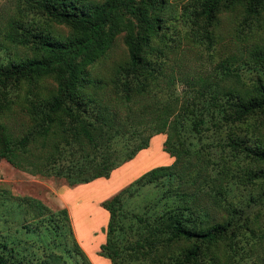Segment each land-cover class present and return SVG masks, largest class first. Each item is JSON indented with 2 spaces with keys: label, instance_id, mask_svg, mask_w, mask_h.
Here are the masks:
<instances>
[{
  "label": "trees",
  "instance_id": "1",
  "mask_svg": "<svg viewBox=\"0 0 264 264\" xmlns=\"http://www.w3.org/2000/svg\"><path fill=\"white\" fill-rule=\"evenodd\" d=\"M231 3L249 15L264 7V0H202L199 16L209 43V26ZM163 7L162 0H25L33 17L11 25L4 38L32 53H0V159L77 186L110 177L164 133L163 148L173 162L145 171L105 198L108 221L98 253L110 264H264V168L248 171L254 186L238 198V152L264 163V143L238 134L248 116L264 113V52L255 51L258 62L245 69L256 71L250 85L242 82L238 89L237 68L226 62L207 96L184 98L175 113V98H132L165 74L170 50L153 44L165 27ZM34 17L64 24L69 34L57 37ZM121 33L128 58L110 76L119 98H103L89 90L98 79L88 67ZM42 76L56 81L51 98H14L22 80ZM231 77L235 84L220 83ZM15 106L23 118L11 130L1 118ZM44 225L54 227L59 241L35 256L34 264H92L66 208L51 214L40 200L5 189L0 264H30L19 234Z\"/></svg>",
  "mask_w": 264,
  "mask_h": 264
},
{
  "label": "rangeland",
  "instance_id": "2",
  "mask_svg": "<svg viewBox=\"0 0 264 264\" xmlns=\"http://www.w3.org/2000/svg\"><path fill=\"white\" fill-rule=\"evenodd\" d=\"M201 1L162 0L164 7L161 15L164 18L165 27L153 39V44L155 47L170 50L169 58L165 64V74L159 77L142 95H133L132 98H175V113L180 101L184 98H204L203 94L207 96L206 90L210 88V84L219 80L221 76L223 77V66L226 62H229L231 67L237 68L238 89H243L242 82L250 85L251 78L253 74H256V71L248 72L245 69L247 66H253L256 61L258 62V55L255 54V51L264 52V7L258 14L249 15L238 3L222 6L217 13L215 24L209 26L213 35V39L209 43L205 39L201 27L205 22L199 16ZM32 17L25 10V0H0V44L3 46V48L0 47V53L4 48H7L18 56L31 55V50L12 45L4 37L11 25ZM34 18H38L40 25L51 29L57 37L65 38L69 34V28L64 24L50 21L44 17ZM127 58L128 51L121 33L115 37L105 54L88 67L90 76L98 79L96 86L89 90L103 98H119L111 86L110 76L116 65L126 61ZM227 82L235 84L236 80L231 77L220 81L222 85ZM55 91L56 81L52 76H42L34 80L24 79L17 86L14 98H51ZM22 118L23 112L18 106H15L1 119L7 122L11 130H17ZM238 134L264 143V113L248 116L238 127ZM164 135V133L154 135L148 146H151L154 139L152 149L156 154L157 161L154 164H149L150 166L146 165L149 167L140 170L132 178L118 181L115 187L108 192H101L100 187L107 188L110 183L109 179L114 173L112 175L110 173L111 176L108 178H97L90 183L69 186L64 177L30 174L13 167L4 159H0V189H5L12 195L34 197L49 208L51 214L56 215L60 209L66 208L73 235L88 255L79 237L75 234L72 225V221L75 224L74 217L77 218V224L79 223L87 232L85 236L87 244L85 245L91 253L92 257L90 255L88 257L92 264H110L106 257L98 253L99 249H96V246H99L105 238L108 221V213H106L107 220L105 222L106 216L102 211L105 208L102 202L145 171L173 162L171 155L163 148ZM259 168H264V163L245 157L238 152V198L254 186L252 179L247 174L248 171ZM115 174L118 175L117 172ZM253 190L256 189L253 188ZM259 219L261 226L264 227L263 209ZM44 226L41 229L29 228L27 233L22 230L19 234L22 237L19 248L26 257L31 259L30 264L36 262L33 260L35 256L41 257L53 250L54 242L59 241L54 233V227ZM99 241L101 242L99 243ZM45 245L50 248L46 249Z\"/></svg>",
  "mask_w": 264,
  "mask_h": 264
},
{
  "label": "crops",
  "instance_id": "3",
  "mask_svg": "<svg viewBox=\"0 0 264 264\" xmlns=\"http://www.w3.org/2000/svg\"><path fill=\"white\" fill-rule=\"evenodd\" d=\"M165 137H166V135H164V140H165ZM147 149L146 148H144V149H140V151L136 154V156L134 157V158H132L131 160H129V161H127V162H125L124 164H122L121 166H119V167H117V168H115L114 170H113V172H111V175H112V173H115V172H117L118 173V177H119V182L121 181V180H127V179H130V178H132L133 176H135L140 170H143V169H145V168H147V167H149V166H146V167H139V165H140V162H138L137 161V158L140 156V154H142L144 151H146ZM172 157V156H171ZM173 158V160H174V157H172ZM157 164V163H156ZM110 175V176H111ZM103 180H105V179H103ZM123 180V181H124ZM100 181H102V180H100ZM106 181H109V180H106ZM106 210V209H105ZM102 210L104 213H105V216H106V218H105V222H106V220H107V214L106 213H108V211L106 210ZM72 225H73V227H74V230H75V234H76V236L77 237H79V239H80V242L82 243V245H83V247H84V249L86 250V252L88 253V255H90V257H92L91 256V253L89 252V249H87V246L83 243V241L81 240V238H80V236L78 235V233H77V230H76V228H75V224L73 223V221H72ZM105 241V238H104V240L101 242V241H99V243L100 244H102L103 242ZM100 244H99V246H96L97 248L96 249H99L100 248ZM100 260V259H99ZM109 260V259H108ZM109 263H110V261H109Z\"/></svg>",
  "mask_w": 264,
  "mask_h": 264
},
{
  "label": "bare ground",
  "instance_id": "4",
  "mask_svg": "<svg viewBox=\"0 0 264 264\" xmlns=\"http://www.w3.org/2000/svg\"><path fill=\"white\" fill-rule=\"evenodd\" d=\"M153 144H154V139L152 140L151 142V146L146 148L147 150L144 151L142 154H140V156L137 158V161L140 162V165L139 166H142V167H145L146 165H149V164H154L156 161H157V158H156V154L153 153ZM110 180V183L108 184L107 188H103V187H100V191L101 192H108V191H111L116 183H118V175L117 174H113V176L111 177ZM82 195V193H81ZM79 205V203H78ZM74 219V222H75V228L77 230V233L78 235L80 236L81 240L83 241L84 244H87V237L86 236V233L85 230L81 227V225H79V223L77 224V218H73Z\"/></svg>",
  "mask_w": 264,
  "mask_h": 264
}]
</instances>
